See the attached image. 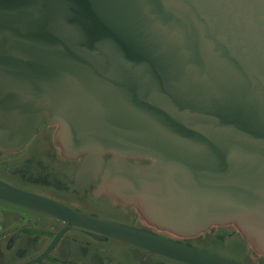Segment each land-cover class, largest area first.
Masks as SVG:
<instances>
[{
	"label": "water",
	"instance_id": "1",
	"mask_svg": "<svg viewBox=\"0 0 264 264\" xmlns=\"http://www.w3.org/2000/svg\"><path fill=\"white\" fill-rule=\"evenodd\" d=\"M43 118L82 174L113 154L104 190L152 226L233 223L264 256V0H0V151ZM0 200L185 264H244L1 181Z\"/></svg>",
	"mask_w": 264,
	"mask_h": 264
},
{
	"label": "flooded vegetation",
	"instance_id": "2",
	"mask_svg": "<svg viewBox=\"0 0 264 264\" xmlns=\"http://www.w3.org/2000/svg\"><path fill=\"white\" fill-rule=\"evenodd\" d=\"M57 124L43 118L19 148L0 151V181L90 216L135 227L233 259L264 264L235 224L212 225L192 236H176L149 224L136 204L111 197L105 174L111 153L98 170L82 174L85 156L68 158L55 143ZM129 165L148 161L126 160ZM93 172V174H91ZM95 172V173H94ZM0 264H185L41 212L0 200Z\"/></svg>",
	"mask_w": 264,
	"mask_h": 264
}]
</instances>
